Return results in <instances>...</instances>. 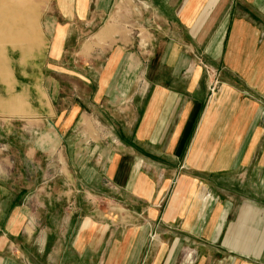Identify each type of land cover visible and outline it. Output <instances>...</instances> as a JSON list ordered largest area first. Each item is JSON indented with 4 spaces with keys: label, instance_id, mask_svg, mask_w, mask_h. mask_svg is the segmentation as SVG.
Returning a JSON list of instances; mask_svg holds the SVG:
<instances>
[{
    "label": "crops",
    "instance_id": "1",
    "mask_svg": "<svg viewBox=\"0 0 264 264\" xmlns=\"http://www.w3.org/2000/svg\"><path fill=\"white\" fill-rule=\"evenodd\" d=\"M55 3L51 61L10 56L32 123L0 126V264H263L264 0ZM105 186L141 219L104 214Z\"/></svg>",
    "mask_w": 264,
    "mask_h": 264
},
{
    "label": "rangeland",
    "instance_id": "2",
    "mask_svg": "<svg viewBox=\"0 0 264 264\" xmlns=\"http://www.w3.org/2000/svg\"><path fill=\"white\" fill-rule=\"evenodd\" d=\"M54 12L56 13L55 0H0V47L6 46L0 48V126L8 123L15 126L32 123L28 117L32 115L30 105L31 93L27 88H24L22 92L16 91L14 84H18V82L12 76L10 56L14 54V60L17 64L31 65L35 69L40 67L41 60L46 59L44 62L49 63L51 59L48 58L46 52L48 39L46 27H48V22H51L50 16ZM13 23H17L18 26ZM136 38L144 41L148 49L150 48L149 40L153 41L152 37L145 35L137 36ZM12 45L17 46L23 51L11 47ZM145 55L149 57L151 55V49L146 50ZM204 69L208 81L209 98H211L217 95L222 88L221 72L207 64L204 65ZM56 70L65 72V69H55V73L57 72ZM55 73L53 74L56 75ZM50 74L48 70L47 75ZM214 82H217V89L213 94L210 86ZM65 87L69 88L70 86ZM1 136L0 133V144L2 142L6 144L4 142L5 139L3 140ZM9 137L10 142L13 144V147L9 149L10 154H17L19 151H23L24 144H22V136H19L18 133H13ZM43 157L45 156L43 155ZM41 170L42 174L36 173L37 182H40L45 177V171L50 170L48 160H42ZM95 190H97V187H95ZM99 191L103 192L105 197H98L94 203L99 206L101 205L104 214L117 216L124 221L141 219L134 211H131L132 209L128 206V200L119 198L117 199L118 201H113L110 198L113 195L109 193L111 191L106 186L99 188ZM252 198L254 197H250L251 201ZM93 201L91 199V202ZM256 205H254V208L249 213V222L245 223L244 232H263L261 221H264V204L260 203V205ZM237 218L238 213L234 212L231 222H236ZM160 233L161 230L159 229L158 234L161 235ZM180 258V262H182L184 256Z\"/></svg>",
    "mask_w": 264,
    "mask_h": 264
},
{
    "label": "built area",
    "instance_id": "3",
    "mask_svg": "<svg viewBox=\"0 0 264 264\" xmlns=\"http://www.w3.org/2000/svg\"><path fill=\"white\" fill-rule=\"evenodd\" d=\"M216 86H217V82L211 83L210 89L213 92V94H214V92H216V89H217Z\"/></svg>",
    "mask_w": 264,
    "mask_h": 264
}]
</instances>
